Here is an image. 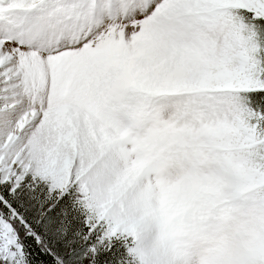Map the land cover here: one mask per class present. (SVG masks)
<instances>
[{
    "label": "snow or ice",
    "instance_id": "6c2138e0",
    "mask_svg": "<svg viewBox=\"0 0 264 264\" xmlns=\"http://www.w3.org/2000/svg\"><path fill=\"white\" fill-rule=\"evenodd\" d=\"M0 264H264V0H0Z\"/></svg>",
    "mask_w": 264,
    "mask_h": 264
}]
</instances>
